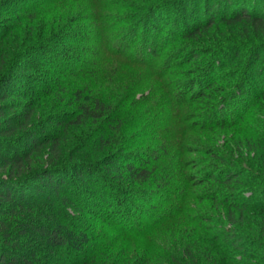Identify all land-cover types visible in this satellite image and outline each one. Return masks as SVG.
Masks as SVG:
<instances>
[{
    "label": "trees",
    "instance_id": "1",
    "mask_svg": "<svg viewBox=\"0 0 264 264\" xmlns=\"http://www.w3.org/2000/svg\"><path fill=\"white\" fill-rule=\"evenodd\" d=\"M23 1L27 0H0V9L6 12L10 9L15 18L20 19L12 27H8L6 21L0 23V48L4 47V53L0 54V264H42L33 252L20 249V242L13 239V233L10 231L14 227L10 228L9 221L6 222L5 218L14 217L27 208L31 209V205L35 203H43L42 199L52 203L54 200L52 194L63 199L61 193L70 191L76 179L81 180L83 186L92 184L95 187V184H101L103 190L106 188L111 191L110 196L113 201L99 199L101 204H106L110 209L104 219L109 220L121 235L147 237L148 245L143 249L145 256L143 264L156 262L152 258L156 253L159 236L163 237L166 233L174 235L177 230L175 224L183 223L182 218H186L189 225L196 222L203 224L202 227H195V230L183 226L182 230L177 231V233L183 232L179 239L180 243L184 241V254L192 253L189 240L193 239V235H199L200 231L202 234L200 233V237L197 236L198 240L207 238L210 245L198 247L196 241L195 248L197 246L198 252L195 250V258L193 255L188 256L191 264H202V258L206 263L244 264L236 259V252L247 236L234 227L239 225L235 217L242 209L257 207V191H241V188H238L243 186V183L239 179V172L235 169L237 159H231L232 157L224 153V150L210 145L209 142H203L204 146L202 142L197 141L198 147L194 146V137H191V133L200 129L211 133L216 127L227 131L226 127L229 126L248 133L249 121L246 118V110L252 105V97H264V68L257 67L255 61L250 60L249 63L243 64L239 61V66L234 69L231 64L237 59L240 51L238 46L223 40L224 42L219 44L209 42V46L203 47L202 40L206 35L211 36L212 27L219 25L227 28L248 25L253 33L259 34L264 39V15L256 13L257 9L254 8L255 6L257 8L259 0H255L252 11L234 0H219L217 4V11L221 12L219 15L210 12L211 5L206 7V17L202 23L193 19L184 25L180 24V19L186 20L185 17L182 19L176 16L170 20L169 15L172 12L173 16L175 15V6H170L171 10H165L166 13H163L162 9L167 8V4L171 1L142 8L133 5L130 8L135 7L137 11L117 18L105 10L116 4L121 5V0H84L91 6V18L95 23L94 35L98 43L90 50L86 49L79 53L76 48L66 44L71 41L79 45L89 37L88 30L80 26L78 23L80 19L76 16L64 19L56 16L55 24V15H53L50 17L52 20L49 21V27L44 29L45 34L35 35L38 37L33 35V38H29V42L25 40L21 44L16 41L14 44L11 43L13 31L26 27L24 19L34 20V8H30L33 11H24L15 6ZM43 2L73 4V2L77 3V0H43ZM229 9L234 11L229 12ZM170 26L174 27H171L174 32L169 28ZM166 30L170 32L168 34L176 35L170 43H166V36H160ZM31 34L32 31L29 36ZM7 38L10 43L4 44ZM180 40L184 41L187 48H190L189 45L195 47L187 52V57L185 52L181 56L170 51L171 43ZM6 48L14 51L6 53ZM231 52L234 55L227 57ZM206 53H209V56L198 60ZM31 55L40 56L49 69H55L56 76L49 74L50 78H43L40 74L14 75L12 65ZM253 58L256 59V56ZM108 60L132 66L157 80L162 79L163 76L174 75L171 69L175 67L180 68L189 64L191 68L187 72L191 73L189 78L177 84L170 86L171 83L164 82L163 79L160 82L164 91L169 87L167 95H161L163 97L161 101L154 100V103L158 102L160 113L165 117L164 124L151 129L148 133L150 137L143 141L136 137L138 141L129 145L126 141V132L129 128L121 127L122 122L117 123L119 128L107 125L104 129L103 125L98 126L102 122L106 124L108 121L106 118L112 114L115 115L113 118L116 120V116L124 112H114L106 97L107 100L96 96L90 101L86 95L84 97L85 86L77 87V95L67 104L73 105L69 103L74 101L76 106L50 112L41 122L32 123L36 114V102H27L9 117L3 115L4 106L1 105L7 101L9 91L15 86L30 89L28 95H33L36 101L43 95L42 91L47 92L51 86L59 87V90L64 92L69 90L73 92L74 88H68L70 83L62 81L54 84L52 78L72 74L80 76L87 72L96 76L105 75L106 70L102 71L100 65ZM89 68L91 70L87 71ZM112 71L108 69L107 73ZM180 73L185 74L186 71L180 70ZM249 78L252 84L249 83ZM253 87L258 95L251 91ZM71 96L70 93L69 97ZM189 107L193 110L196 107V112H188ZM91 122L97 124L96 135L97 132L101 134L96 136L95 144L98 150L108 151L96 163L85 162L84 158L65 160L63 149L69 146L66 143L68 140L66 133L82 130ZM121 128L123 134L117 135L116 131ZM112 129L111 138L108 134ZM119 138L122 140L117 145ZM12 142L21 144L22 149L16 148L11 144ZM112 142L114 146H111ZM4 143H7V148L11 150L9 153L1 154ZM182 153H200L204 156L200 162L195 160V172L192 175L184 170L186 164L183 162ZM99 163L103 164L106 174L99 173ZM156 169L164 170L158 175ZM93 180L94 182H91ZM146 184L148 188L154 190L155 195H160L161 203L158 206L161 208L155 213L156 216L149 226L137 227L138 222L133 221L129 212L131 210L135 213L148 214L146 209L143 210L141 203L134 202L139 199L151 202L152 192L148 194V190L138 188ZM195 187L197 193L192 190ZM84 193L85 190L81 186L73 191L75 199ZM185 198H192L201 204L203 209L210 207L221 211L218 208L222 207L226 212L224 221L208 213H201L198 209L194 215L189 216L185 213L187 209ZM61 203L65 207L68 205L64 200H61ZM260 208L264 214V204ZM38 220L29 219L25 226L21 227L20 234L29 231L40 238L46 248H67L75 253L82 252L91 244L86 231L76 230L62 221H50L43 216ZM216 227H220L219 231L213 232ZM260 227L264 230V220ZM172 228H175V232L170 231ZM185 233H188V236L184 238ZM20 234L18 232V237ZM223 247L230 249L227 255H223L225 251ZM218 252L220 257L217 256ZM245 253L243 251L241 255Z\"/></svg>",
    "mask_w": 264,
    "mask_h": 264
},
{
    "label": "rangeland",
    "instance_id": "2",
    "mask_svg": "<svg viewBox=\"0 0 264 264\" xmlns=\"http://www.w3.org/2000/svg\"><path fill=\"white\" fill-rule=\"evenodd\" d=\"M121 1V5L116 4V6L107 8L105 11L111 13L112 15H115L117 18H121L126 14L128 16L131 12L137 11L135 7L142 8L143 6L147 5L171 1L167 4L168 9L166 7V9H162L163 13L165 12V10H171V8H169L170 6H175V15L173 16L174 13L172 12L169 15L170 20L176 16H179L180 18L185 17L186 20L180 19V24L182 25L190 23V21L193 19L202 23L206 17V7H209L211 5V13L218 15L221 13L220 11H217V4L219 0ZM234 1L241 6H245L249 11L254 10L252 9V6L255 4V0ZM85 2L86 1L84 0H77V3L73 2V4H45L43 0H27L23 1L22 3L15 4V6L17 8L19 7V9L21 10H34L35 13L33 21H30L29 18L24 19L23 22L24 24H26V27L24 29L19 28L18 30L13 31V33L11 34L13 36V40H10L11 43L13 42L14 44L16 41L17 43L20 42L21 44L25 40L29 42V38H33V35L35 36L39 33L45 34L46 31L44 29L49 27V21L52 20L50 19V17L53 15H55V24L57 22V18L59 17H63L64 19L66 17L76 16L80 19V21L78 22L80 26L85 27L88 30L89 37L85 40L84 43L82 42L79 45L78 43L71 41H68L66 44L76 48V51L78 53L86 49L87 51L90 50L91 47L95 46V44L97 45L98 40H95V23L91 18V6L90 4H88L87 2L86 4ZM125 5L128 7L124 8ZM133 5L135 7L130 8L133 7ZM30 8L34 9L32 10ZM254 8L257 9V11L255 10L256 13L259 12L263 16L264 0H259L257 8L256 6ZM7 11L8 12L0 9V23H5L6 21V25L8 27H12L16 22H19L20 19L18 17L15 18V15L13 14V12H11L10 9ZM232 11L234 10L229 9V12ZM190 15L191 17H189ZM56 16L58 17L56 18ZM68 19L69 18H67V20ZM171 27L173 26H170L169 28ZM173 28H171V30H173L174 32ZM29 31H32L31 36H29ZM212 31V33L210 32L211 36L210 34L209 36L206 35L202 40L204 42V44L202 45L203 47L209 46V42H212L211 44H219L220 42H224L225 40L228 41V43L232 42L231 45H236L239 47L240 51L238 52L237 59L233 62V64H231V67H234V69H236L237 66H239V61H241V64H243L249 63L250 60H253L255 61L257 67L264 68V39L260 37L259 34L253 33L250 26L239 25L237 27L227 28L223 25H219L217 27H212ZM168 33L170 32H167L166 30L160 35L161 37L166 36V43H170L173 37L176 36L174 35V33ZM7 39L4 41V44H6L7 42L10 43L9 39ZM9 45H7V47H9ZM189 47L190 48L185 47L184 41L180 40L176 41L175 43H171L170 51L176 53V55L181 56L184 55L183 53L185 52V57H187V52H190L191 49H195V47H191V45H189ZM3 48L4 47L0 48L1 55L2 53H4ZM13 51L12 49L7 50V48L5 50L6 53ZM233 55L234 53L231 52L227 57L230 58ZM206 56H209V53L202 55L198 58V60H202L203 58H206ZM254 56H256V59L253 58ZM12 66L14 75L32 74L37 76L38 74H40L41 76H43V78H50L51 75H55V69H49L42 62V59L38 55H31L27 58H22L21 60L15 62V64H13ZM100 68L102 71L106 70L105 75L96 76L95 74L87 72L86 74H82L80 76L72 74L62 77H53L52 80L54 84H57L59 82L62 83V81L70 83L68 85V88H74L73 92L70 90L68 92H64L59 90V87L51 86L50 90H48L47 92L45 90L42 91L43 95L40 93L42 96L39 94L41 97L37 99V101L32 97L33 95H28L30 94V89L19 85L15 86L13 90L9 91L10 95L7 101L1 105L4 106L2 113L5 117H9L14 112H18L21 106H23L27 102H36V114L32 119V123L41 122L43 121V118L46 116V114L50 112L68 108L71 109L72 107L76 106L74 101L72 103H69L73 105L67 104L69 100L71 102V99L77 95L76 88H82L85 86L83 90L84 97L87 96L90 101H92L96 96L101 99H105L106 97L108 100H105H107L112 105L114 112H124L123 114L120 113V115L116 116V120H114L113 118L115 116L114 114L106 118V120L109 121L110 125L107 121L106 124L105 122H102L99 123L98 126L103 125L105 129L107 125L117 127V123L122 122L123 124L120 123L121 127L124 128L127 126V129L129 128V131L126 132V141L129 142L128 144L130 145L131 143L133 144L138 140L143 141L144 139L150 137L148 133L151 129L160 127L162 126V124H164L165 117L160 113L159 104L158 102L154 103V100L161 101L163 99L161 95H167V90H169V87L165 91L161 88L160 82H162V79L164 82L171 83L170 86H172L175 83L177 84L178 82L182 81L183 79H188L191 75L190 71L189 74L187 73L189 69L191 70V68H189V64L184 65V67H175L171 69L172 72H174V75L170 74L167 77L163 76L162 79H158L160 81L154 79L155 77L153 78V76H149L148 73L135 69L132 66L129 67V65L127 64H119L117 62H111L109 60L100 65ZM108 69L113 71L111 73H107ZM89 70L91 69L89 68L87 71ZM180 70H185L186 73H180ZM249 83L252 84L251 78H249ZM254 89L255 88L253 87L251 91L253 93H256ZM70 93L72 94L71 98L69 97ZM252 98V105H248L249 107L246 110V118L249 121L248 133L240 132L238 128L229 126L226 127L227 131L216 127L212 129L211 133H207L208 131L200 129L195 133H191V137H194L193 141L194 146L196 147H198L199 145L197 141L202 142V144L203 142H209L210 145H215L216 148L224 150V153L232 157L231 159H237V165L235 169L237 172H239V179L243 183V186H240L238 188H241V191H257V207L249 208V210L242 209L241 211L237 212V216L235 217L236 221L238 222L237 224L239 225H234V227L237 228L238 231L244 232V235L247 236V239H245L244 242L240 243L241 248L237 249L236 259L244 262V264H264V230L262 227H260V225L263 224L264 220L263 210L262 208H260V206L264 204V97L256 96L255 98L254 96ZM191 107H189L190 109H188V112H196V107L195 110H193V107ZM96 126L97 124L91 122L85 125L82 130L79 129V131H69L66 133V139H68L66 143H68L69 146L63 149V156L65 160L69 159V161H71L72 158L73 160L84 158L83 160L85 162L96 163L105 155V152H107L108 150H98V147L95 144L97 140L96 136L101 135L99 134L100 132H97L96 135ZM109 132L110 133L108 134V137L113 136V129L111 131L109 130ZM116 134L122 135L123 129H118L116 131ZM102 135L104 136L105 134L102 132ZM136 137L138 138V140H136ZM121 140L122 138L118 139L117 145H119ZM11 144L15 145L16 148L22 149L21 144H17L15 142H12ZM203 145L205 146V144ZM111 146H114V142H112ZM10 150V148H7V143H4L3 148L1 149V154L9 153ZM181 156L183 158V162L186 164L184 170L187 171V174L189 175H192L195 172V160H199L200 162L201 158L204 157L200 153H182ZM98 167L99 173L103 172L104 174L105 168L103 164L99 163ZM163 170L164 169H156V173H158V175H161ZM91 182H94V180ZM81 183H83L81 180L76 179L75 184L71 187L72 189H69L70 191H64L61 193V197L63 199L52 194L51 197L54 199L52 203L45 199H42L43 203H35V205H31V209L27 208L26 211L24 210L14 217L8 216L5 218L6 222L9 221V227H14L10 231H12L13 233V239L15 238L20 242V249L33 252L35 257L42 264H143L145 260V256H143V249L148 245L147 237L143 236L137 238L130 235H121L114 227V225L109 223V220L104 219L105 214L109 213L110 209L107 208L106 204H101L99 200L104 198L111 199V201H113V198L110 196L111 191L106 190V188L103 190L101 184H95L94 187L92 184H86L85 186H83L81 185ZM79 186H81V188L85 190V193L79 195V197L75 199L73 191L78 190ZM138 188L148 190V194L149 192H152L150 193L152 194L151 202H147L145 199L134 201L135 204L141 203V205L143 206V210L146 209L148 214H145L144 212L135 213L131 210L129 213L131 214L133 221L135 223L138 222L137 227H140L141 225L145 227L150 225V222L156 216L155 213H157V211L161 208L158 206L159 203H161L159 197L160 195H155L154 190L148 188V184L141 187L139 186ZM196 188L197 187H195V189L192 188L195 193H197ZM61 200L67 201L68 205L65 207V205L61 203ZM184 201L187 206L185 213H188L189 216L194 215L198 209V211L201 213H208L214 218L224 221L226 212H224V209L222 207L218 208L221 211L210 209V207L207 209H203L201 204L195 202V200H193L192 198H185ZM149 205H152V207ZM31 212L32 214H30ZM41 216H43L44 218H48L50 221H62L76 230L86 231L89 234L91 244L87 246L82 252L75 253L67 248H46L42 244L40 238L34 236L29 231H26L27 233L23 235L20 234L21 227H24L25 223L29 219L39 221L38 219H40ZM182 219V225L179 222L175 224L177 230L174 235L171 233H166L163 237L159 236L158 243L155 249L156 253L153 256L154 258H152L156 261L154 262V264H191V260L188 256L193 255V257L195 258V250L196 252H198L196 249L197 246L195 248L196 241H198V247L210 246L207 238H201L198 240L197 236L200 237V233L202 234V231H200L198 232L199 235H193V239L189 240L191 244L190 246H192L190 248L192 253L185 252L184 254V241L180 243L179 239L181 238L183 232L177 233V231L182 230L183 226L191 227L189 229L195 230V227H202L203 224H199L198 222H196L189 225V223L186 221V218ZM219 229L220 227H216L213 232H215L216 230L219 231ZM170 231L175 232V228H172ZM18 232L20 234L19 237ZM187 234L188 233H185L183 235L184 238L188 236ZM173 236L175 238H173ZM223 249H225L223 255H227L230 249L228 247L227 249L223 247ZM243 251H245L246 253L244 255H241ZM92 255H94L95 257H93ZM217 256H219V252L217 253ZM202 264L213 263H206L202 258Z\"/></svg>",
    "mask_w": 264,
    "mask_h": 264
}]
</instances>
